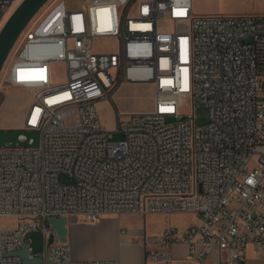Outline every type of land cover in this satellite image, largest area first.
Masks as SVG:
<instances>
[{
    "label": "built area",
    "instance_id": "1",
    "mask_svg": "<svg viewBox=\"0 0 264 264\" xmlns=\"http://www.w3.org/2000/svg\"><path fill=\"white\" fill-rule=\"evenodd\" d=\"M22 1L0 0V24ZM193 5L56 0L25 32L11 82L31 90L21 128L40 138L35 148H0V217L18 218L0 229V264H23L10 255L23 249L41 264H123L76 258L49 223L62 217L70 226L194 214L198 223L168 226L160 248L146 252L157 264H173L171 248L181 243L196 264L213 253L219 264H246L248 245L264 250V15H199ZM105 42L114 49H99ZM52 63L64 65L65 82H51ZM18 68L46 76L22 83ZM125 84L151 86L154 108L116 107L109 131L99 105L114 103ZM199 107L210 110L206 124L197 122ZM34 232L44 239L38 252Z\"/></svg>",
    "mask_w": 264,
    "mask_h": 264
},
{
    "label": "rangeland",
    "instance_id": "2",
    "mask_svg": "<svg viewBox=\"0 0 264 264\" xmlns=\"http://www.w3.org/2000/svg\"><path fill=\"white\" fill-rule=\"evenodd\" d=\"M55 1L56 0H50L47 2L27 26L16 42L0 73V129L10 130L21 128L24 112L32 103L33 98L31 90L12 83L11 74L15 60L22 49L25 32L35 28L39 24L50 11ZM218 1L220 0H194L193 11L199 15L213 14V11L219 8ZM258 1L264 3V0ZM69 2L72 4L79 3L80 6H85L89 3V0H69ZM20 4L16 3V5L9 10L7 19L0 24V31ZM98 47L103 51L114 49V46L110 42H105ZM50 67L51 82L53 84L65 82L64 65L52 63ZM19 71L20 74L18 75ZM45 71V68H18L15 69L13 77L19 82L27 83L32 80L44 79L46 76ZM153 101L154 98L151 86L146 84H125L115 93L113 97L114 103L105 102L99 105L100 117L107 129L109 131H114L117 125L116 107L120 111H148L154 108ZM195 115L198 124H206L210 120V110L207 107H199L196 109ZM114 138L115 140H119L122 136L115 134ZM62 182L66 183L69 181L63 176ZM197 220V217L190 213H177L171 217L152 214L147 216L124 214L120 217H116V219L112 218L111 220L104 221L98 227L94 224L73 223L79 226L81 231L78 238L73 241L70 229L68 241L79 258L87 259L95 257L96 259H102L105 258L103 255L110 253V250L105 247V245L111 246V244L124 241L128 236L132 235H137V237H135L136 241H142L149 245L150 239L156 237L164 227L175 226L183 230L197 222ZM17 221L18 218L16 217H0V229H13L16 227ZM119 228L126 231V236L119 237ZM29 238L32 240V247L35 252L43 250L44 239L42 233L34 232L30 234Z\"/></svg>",
    "mask_w": 264,
    "mask_h": 264
},
{
    "label": "crops",
    "instance_id": "3",
    "mask_svg": "<svg viewBox=\"0 0 264 264\" xmlns=\"http://www.w3.org/2000/svg\"><path fill=\"white\" fill-rule=\"evenodd\" d=\"M218 4H219V8L214 10L213 14L264 15V3L258 0H233V1L220 0L218 1ZM19 74L20 71L18 75ZM152 215L165 216L164 214H152ZM112 218L116 219V216H107L99 223L94 225L95 226L97 225L98 227L104 221L111 220ZM195 223H198V220ZM69 229H71V236H72V240L74 241L76 238H78L81 228L79 226L71 224L69 226ZM165 229L166 228L164 227L160 231V233L157 234L156 237L151 238L149 245L143 243L142 241H136L135 237H137V235L128 236L124 241L113 243L111 244V246L105 245V247H107L110 250V253L103 255L105 258L102 259H112V260L119 259L122 261L123 264H157L146 259V252L149 250L160 248L159 237L161 236V234L164 232ZM118 234H119V230H118ZM171 252L174 258L173 264H196L190 260L189 248L184 243L176 244L172 246ZM244 254L247 260L246 264H264V250L258 249L255 245L253 244L248 245L244 251ZM74 255L76 258L81 259L78 257V254L76 252H74ZM87 259H96V258L90 257ZM219 261H220L219 254L213 253L205 261L204 264H219Z\"/></svg>",
    "mask_w": 264,
    "mask_h": 264
},
{
    "label": "water",
    "instance_id": "4",
    "mask_svg": "<svg viewBox=\"0 0 264 264\" xmlns=\"http://www.w3.org/2000/svg\"><path fill=\"white\" fill-rule=\"evenodd\" d=\"M50 0H23L21 4L8 18L0 31V73L7 61L16 42L31 23L37 13ZM40 132L39 130H27L23 128H14L10 130L0 129V148L17 146H39ZM68 218H50L49 223L56 231L61 242L68 241L70 232L68 226ZM54 241V235L50 237V244ZM10 255H19L23 258V264H41L42 259L31 258L26 250H21Z\"/></svg>",
    "mask_w": 264,
    "mask_h": 264
},
{
    "label": "bare ground",
    "instance_id": "5",
    "mask_svg": "<svg viewBox=\"0 0 264 264\" xmlns=\"http://www.w3.org/2000/svg\"><path fill=\"white\" fill-rule=\"evenodd\" d=\"M7 17H8V14H7L6 18L4 19V21L7 19ZM29 28H30V26H29Z\"/></svg>",
    "mask_w": 264,
    "mask_h": 264
}]
</instances>
